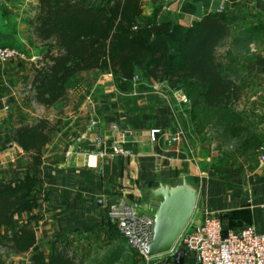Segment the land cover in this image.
Returning a JSON list of instances; mask_svg holds the SVG:
<instances>
[{
  "label": "crops",
  "instance_id": "crops-1",
  "mask_svg": "<svg viewBox=\"0 0 264 264\" xmlns=\"http://www.w3.org/2000/svg\"><path fill=\"white\" fill-rule=\"evenodd\" d=\"M2 1L0 44L19 48L26 59L0 61V180L22 179L29 173L37 178L42 200L32 210L16 214L15 220L17 226L32 222L47 258L57 242L70 247L78 264H177L175 254L181 249L183 264H196V254L188 252L181 240L171 253L147 263L107 210L118 196L144 201L148 187L176 184L184 176L198 190L191 223L200 224L212 213L220 218L224 233L248 225L264 233V149L254 159L227 167L217 163L206 147L192 148L181 125L183 92L142 71L132 80L116 79L109 69L86 71L72 80L54 105L36 103L29 99V84L33 65L46 50L35 32L39 0ZM171 1L144 0V17L157 15L158 21L169 17L191 26L212 12L227 11L237 22L264 25V0ZM250 47L254 57L243 64L250 73L245 95L264 98V41ZM25 77L27 97L21 99ZM263 112L264 107L256 109ZM41 117L50 119L55 130L43 148L41 163L30 168L12 129ZM153 129L161 131L155 140ZM99 136L105 148L97 144ZM12 255L8 264H28L33 251Z\"/></svg>",
  "mask_w": 264,
  "mask_h": 264
},
{
  "label": "trees",
  "instance_id": "trees-1",
  "mask_svg": "<svg viewBox=\"0 0 264 264\" xmlns=\"http://www.w3.org/2000/svg\"><path fill=\"white\" fill-rule=\"evenodd\" d=\"M143 2L39 0L35 32L46 50L33 65L29 99L50 107L66 95L72 80L90 70L109 69L123 80L142 71L184 91L198 127L220 130L228 148L241 151L246 160L256 158L264 149V112L256 113L264 98L245 95L250 73L243 64L254 57L250 44L264 41V25L237 22L227 11L212 12L191 26L169 17L158 21L157 15L144 17ZM241 102L250 109H238ZM54 130L46 117L13 127V140L29 157L30 168L41 163ZM37 186L31 173L0 180V244L14 254L32 250L28 264H78L63 243L55 242L47 258L32 222L16 225V214L42 200Z\"/></svg>",
  "mask_w": 264,
  "mask_h": 264
},
{
  "label": "built area",
  "instance_id": "built-area-1",
  "mask_svg": "<svg viewBox=\"0 0 264 264\" xmlns=\"http://www.w3.org/2000/svg\"><path fill=\"white\" fill-rule=\"evenodd\" d=\"M13 59H26V54L17 47L0 44V61L7 62ZM181 101L190 102L183 93ZM96 124V121H92V125ZM160 132V129H153L152 140H155ZM126 133L130 134L131 131ZM180 135H183V131H180ZM96 141L100 147L105 148L106 142L103 137H97ZM100 153L104 154L105 150ZM261 159L264 161V155ZM107 210L121 235L148 263L153 258L148 256V248L154 237L155 219L138 213L124 196L112 199ZM180 240L188 252L196 254V264H264L263 232L248 225L240 231L230 230L224 233L220 218L212 213L205 215L200 224L189 222Z\"/></svg>",
  "mask_w": 264,
  "mask_h": 264
},
{
  "label": "water",
  "instance_id": "water-1",
  "mask_svg": "<svg viewBox=\"0 0 264 264\" xmlns=\"http://www.w3.org/2000/svg\"><path fill=\"white\" fill-rule=\"evenodd\" d=\"M3 6L4 2L0 0V8ZM144 194L146 200L132 202L128 199V204L132 205L138 213L155 219L154 237L148 248V256H164L174 250L190 222L195 210L198 190L184 176L176 184L161 182L148 187ZM184 256V249L176 252L175 258L179 259L176 261L177 264L184 263Z\"/></svg>",
  "mask_w": 264,
  "mask_h": 264
},
{
  "label": "rangeland",
  "instance_id": "rangeland-1",
  "mask_svg": "<svg viewBox=\"0 0 264 264\" xmlns=\"http://www.w3.org/2000/svg\"><path fill=\"white\" fill-rule=\"evenodd\" d=\"M29 12H31L32 10H28ZM22 85L25 87L24 90L22 91V97L23 96L27 97L26 95V90L28 89V80L27 77H25L22 81ZM248 89H246L245 92H247ZM183 94H185L187 96V94L182 91ZM25 93V94H24ZM248 96V95H246ZM189 98V97H188ZM251 98V97H250ZM26 99V98H25ZM23 99V100H25ZM21 101V103L23 104L22 106L26 108L25 101ZM190 100V99H189ZM251 100H254L251 98ZM258 100V99H255ZM185 108L184 110L181 112V125L183 128V131L186 134V137L189 141L190 144H192V148H194L195 146H202V147H206L210 152L212 157L214 158V160L217 163H222L224 164V166H229V164H231L232 162L234 163H243L244 161H246V155L242 154L241 151H235V149H233V147H229L226 144V139L224 137V135L221 133L220 130H217L215 128H212L210 126H206L203 127V129H201L198 124V122L194 119L192 113H191V105L192 102L190 100L189 103H183ZM249 105H244V102L240 103V106L238 107V109H244L246 108L247 110L250 109ZM264 127V124L261 126ZM231 149V150H230ZM227 151H229V153L233 154V155H229L226 154ZM228 155L230 157H228ZM236 157V160L234 159ZM234 157V158H233ZM245 163V162H244ZM13 253H11L6 247L2 246L0 244V264H8L9 262H12V258L14 257L12 255ZM18 259V258H17Z\"/></svg>",
  "mask_w": 264,
  "mask_h": 264
}]
</instances>
